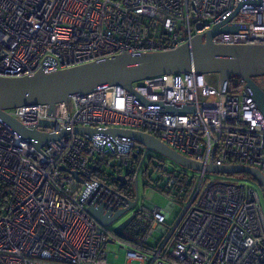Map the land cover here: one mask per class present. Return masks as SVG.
I'll return each instance as SVG.
<instances>
[{"label": "built area", "instance_id": "built-area-1", "mask_svg": "<svg viewBox=\"0 0 264 264\" xmlns=\"http://www.w3.org/2000/svg\"><path fill=\"white\" fill-rule=\"evenodd\" d=\"M241 1L0 0V76L171 50L196 35L205 38L221 23L239 31L218 33L213 43L264 44V0L237 9ZM209 76L190 71L132 83L146 101L186 104L193 108L186 113L143 104L117 85L58 103L53 115L45 104L7 110L26 126L49 120L50 128L39 129L70 133L37 149L0 123V264H111L107 240L127 246L125 264H264L263 199L245 182L168 170L161 161V175L148 183L186 197L168 195L164 209H131L127 239L87 211L90 203L111 214L126 208L146 153L128 137L88 139L74 134V127L138 130L204 164L244 165L264 174V115L243 81L230 91L229 80L222 93L217 75L216 85ZM212 96L217 100L209 101ZM124 168L134 169L133 181L129 171L121 174ZM108 170L120 173L114 183L106 180ZM121 175L124 184L116 179ZM176 203L182 210L168 223Z\"/></svg>", "mask_w": 264, "mask_h": 264}, {"label": "water", "instance_id": "water-1", "mask_svg": "<svg viewBox=\"0 0 264 264\" xmlns=\"http://www.w3.org/2000/svg\"><path fill=\"white\" fill-rule=\"evenodd\" d=\"M258 3L260 0H244L239 3L237 9ZM221 24L214 25L206 33L205 38L200 34L196 35L189 42L171 50L123 53L52 72H45L42 67L30 75L0 76V123L39 149L45 142L59 139L69 134L70 131L63 129L55 133L40 130L39 128L52 126V121L49 120H41L37 126H26L7 110L25 105L45 104L48 114L53 115L58 103H67L73 96L85 95L100 88L115 85L126 88L135 95L137 101L143 104H154L170 113H186L193 111V108L186 104L148 102L135 93L131 85L149 77L190 71L197 74H216L222 93L226 91L231 77L239 78L264 115V90L257 82V78L264 76V44L213 43L212 37L218 33L239 31L237 26H221ZM72 132L88 139H91L94 134H106L111 137L125 136L141 144L145 151L153 150L174 164L199 173L226 175L245 173L257 181L264 203V174L256 167L235 164L217 165L212 161L204 164L177 153L154 136L138 130L74 127ZM62 170L66 169L62 168ZM69 173L78 180H82L76 171H69ZM116 179L121 184L125 183L124 176H118ZM136 187L137 179L135 178ZM136 202L137 191L135 189L134 199L128 200V206L113 214L109 211L104 212L102 205L96 206L94 203L87 206V211L101 225L107 227L124 213L131 211L136 206ZM133 217L134 214H131L112 228L115 236L127 239L124 229Z\"/></svg>", "mask_w": 264, "mask_h": 264}, {"label": "rangeland", "instance_id": "rangeland-1", "mask_svg": "<svg viewBox=\"0 0 264 264\" xmlns=\"http://www.w3.org/2000/svg\"><path fill=\"white\" fill-rule=\"evenodd\" d=\"M209 78L211 79L213 85H216V74H210ZM259 84L261 86H264V76H261L257 78ZM217 100V96L210 97L209 101ZM146 157L144 158L143 162L141 163V166L139 168V171L137 173V187L135 188L137 191V202L135 207H139L140 205H144L147 207L157 206L161 209H164L167 207V205L171 202V199L169 196H167L164 193H161L159 190H157L152 184L148 183L146 184V180L143 176V171L146 169V173L150 175L151 180H155L159 178L161 173L154 169V165H157L160 161L163 160L165 163L164 165L168 170H177V171H184L187 172L189 175L198 176L199 172L188 170L185 168H182L176 164H174L169 159H162V157L156 153L153 150H146ZM151 157L152 163H148V158ZM113 175H119L120 173L108 170ZM126 168L122 170L121 174H125ZM206 176L210 179H219V180H231V181H240L248 183L250 186H255L259 189L260 193L261 190L258 187L257 184H254L251 180H249L246 176L239 174H233V175H226V174H216V173H206ZM182 210V207L180 204L176 203L172 209L171 212L167 218L168 223H172L176 216L180 214ZM263 210H264V203H263ZM130 211H127L122 216H120L113 224H111V227H115L117 224H119L121 221H123L127 216H129ZM160 237V232L156 231L154 234V238ZM151 238L149 242L154 241ZM105 249L107 251V261L111 264H125L126 262V250L127 246H124L120 244L119 242H108L105 244ZM133 264H136L133 262Z\"/></svg>", "mask_w": 264, "mask_h": 264}, {"label": "trees", "instance_id": "trees-1", "mask_svg": "<svg viewBox=\"0 0 264 264\" xmlns=\"http://www.w3.org/2000/svg\"><path fill=\"white\" fill-rule=\"evenodd\" d=\"M240 79L239 78H237V77H231V79H230V83H229V90L230 91H236L237 89H238V87H239V85H240ZM163 161V160H162ZM161 162V161H160ZM148 163H152V161H151V158H149V160H148ZM163 165L161 164V163H158L157 165H154V169L155 170H160V168L162 167ZM127 171H129L128 172V175H133V176H130L131 177V181H133V177H134V175H135V171H134V169L133 168H130V169H126V172ZM182 172H184V171H182ZM242 175H244V176H246L249 180H251L254 184H257L258 185V183H257V181H255V179L253 178V177H251L250 175H247V174H245V173H241ZM108 176V178L106 179V180H109V181H111L112 183H114V179H115V176H113V174H111L110 172H109V174L107 175ZM122 176V175H121ZM143 176H144V178H145V180H146V184H148V181L150 180V175H148L147 173H146V169L143 171ZM124 180H125V178H124ZM119 181V180H118ZM258 187H259V185H258ZM260 188V187H259ZM157 190H159L158 188H156ZM260 190H261V188H260ZM161 193H165L167 196L168 195H172V196H174V197H181L182 199H184L185 197H186V195H184V194H179V191H178V189H175L174 191H167V192H163L161 189L159 190ZM129 192V195L130 196H132V197H134V191H132V190H129L128 191Z\"/></svg>", "mask_w": 264, "mask_h": 264}, {"label": "flooded vegetation", "instance_id": "flooded-vegetation-1", "mask_svg": "<svg viewBox=\"0 0 264 264\" xmlns=\"http://www.w3.org/2000/svg\"><path fill=\"white\" fill-rule=\"evenodd\" d=\"M257 81H258V80H257ZM160 156H161V155H160ZM161 157H162V156H161ZM162 159H166V158L162 157ZM129 215H130V214H129ZM127 217H128V216H127ZM127 217H126V218H127ZM126 218H125V219H126ZM125 219H124V220H125ZM121 222H122V221H121Z\"/></svg>", "mask_w": 264, "mask_h": 264}]
</instances>
